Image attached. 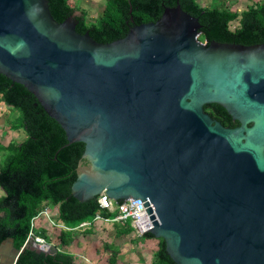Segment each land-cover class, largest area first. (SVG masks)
I'll return each mask as SVG.
<instances>
[{
    "label": "water",
    "instance_id": "obj_1",
    "mask_svg": "<svg viewBox=\"0 0 264 264\" xmlns=\"http://www.w3.org/2000/svg\"><path fill=\"white\" fill-rule=\"evenodd\" d=\"M74 15L57 23L47 0H0V74L66 146L84 144L70 195L139 199L174 264H264V43L201 42L178 4L109 43L78 34Z\"/></svg>",
    "mask_w": 264,
    "mask_h": 264
},
{
    "label": "trees",
    "instance_id": "obj_2",
    "mask_svg": "<svg viewBox=\"0 0 264 264\" xmlns=\"http://www.w3.org/2000/svg\"><path fill=\"white\" fill-rule=\"evenodd\" d=\"M47 2L49 12L57 23L76 12L67 0ZM177 4L198 19L201 42L244 46L264 43V4L238 14L227 8L202 9L195 0H105L107 18L89 25L85 13L81 12L74 15L75 31L81 35L88 33L98 43H109L123 38L132 26L155 22L164 8ZM233 21H237L238 28L230 31L229 23ZM0 100L17 112L26 135L20 143L0 145V150L5 154L0 168V188L4 192V196L0 197V214H3L0 217V244L11 239L14 249L19 251L28 240L31 219L44 208V204L57 206V220L68 228L91 220L99 211V206L97 198L80 203L70 195L78 167L88 166V162L82 158L84 144L66 146L64 131L45 113L36 98L22 85L12 83L1 74ZM204 110L225 127L238 126V122L233 121L219 105H206ZM103 215L112 216L107 212ZM132 232L126 223L117 234L125 236ZM144 237L154 238L149 233ZM15 264L73 263L72 257L64 253L51 255L27 245L21 250ZM150 264H174L161 239H158V248Z\"/></svg>",
    "mask_w": 264,
    "mask_h": 264
},
{
    "label": "crops",
    "instance_id": "obj_3",
    "mask_svg": "<svg viewBox=\"0 0 264 264\" xmlns=\"http://www.w3.org/2000/svg\"><path fill=\"white\" fill-rule=\"evenodd\" d=\"M104 5H105V0ZM70 7L76 9L78 15L83 12L86 15V20H88L89 10H97L98 0H67ZM6 107L4 103L0 100V111ZM7 108H9L7 106ZM0 112V121L1 118ZM3 146V145H1ZM4 196L3 190L0 188V197ZM52 219L59 223L57 220L58 211L52 214L50 211ZM3 214H0L2 217ZM122 226L118 225H97L91 229L87 230H72L65 231L49 225V223L43 219H37L34 228V233L36 236L42 238L47 245H51L57 249V252L64 253L72 257L73 264H137V259L135 255L128 254V257L124 253H133V247L129 242H124L122 247H117L115 253H118L115 258L110 260V255L105 250V245L100 246L99 241L96 240L101 233L118 232ZM64 233V234H63ZM63 234V235H62ZM131 238H136L141 246L148 247L152 249V253H155V242L158 246V241L155 238L146 237H135L133 233ZM129 236V234L127 235ZM127 236H124L127 238ZM123 237V236H120ZM121 238H118L120 240ZM98 249L100 252H98ZM17 250L14 249L11 239H7L0 244V264H15L17 261L16 255Z\"/></svg>",
    "mask_w": 264,
    "mask_h": 264
},
{
    "label": "rangeland",
    "instance_id": "obj_4",
    "mask_svg": "<svg viewBox=\"0 0 264 264\" xmlns=\"http://www.w3.org/2000/svg\"><path fill=\"white\" fill-rule=\"evenodd\" d=\"M199 7L202 9H223L227 8L230 11L236 12V13H242L243 11H246L250 8L259 6L264 4V0H195ZM97 10H89V18L87 23L89 25L97 24L101 19L107 18L106 15V8L104 5L103 0H98L97 2ZM238 28L237 21H233L229 23V30L235 31ZM1 118L3 120L0 121V145L6 146L9 143H20L23 140H25L26 135L23 131V129L20 126L19 120H18V114L15 110L12 108L4 107L1 109ZM5 158L4 152L0 150V168L3 165V161ZM43 207H48L52 214L56 213L57 206H52L50 204H44ZM100 236L97 237L96 240L99 241L100 246L105 245V250L110 255V260L115 258L118 253H115L117 250V247H122V244L124 242H129L131 246L133 247L134 252L133 253H124L126 257H128V254L135 255L137 259V264H150L154 253H152V249L148 247L141 246L142 244H139L136 238H131L132 234H129L127 238L120 237L117 232H110V233H101ZM118 238H121V242L118 240ZM158 241V239H156ZM155 251L157 250L158 246L155 242ZM98 252L99 249H98Z\"/></svg>",
    "mask_w": 264,
    "mask_h": 264
},
{
    "label": "built area",
    "instance_id": "obj_5",
    "mask_svg": "<svg viewBox=\"0 0 264 264\" xmlns=\"http://www.w3.org/2000/svg\"><path fill=\"white\" fill-rule=\"evenodd\" d=\"M97 203L99 206V211L95 213L92 219L87 222L80 223L75 228H68L60 223L55 222L51 217L49 208H42L30 221L28 239L32 243L41 245L44 248L47 245L42 238L36 236L34 233L36 220L40 218L45 219L52 227L65 231L87 230L97 225L104 226L117 224L124 227L126 223H128L132 228V233L135 237H143L149 232L148 230L152 228V223L145 210L146 207H143L142 204L144 203L139 199L129 198L122 202H115L104 194H101L97 197ZM104 212H107L112 216H104Z\"/></svg>",
    "mask_w": 264,
    "mask_h": 264
}]
</instances>
